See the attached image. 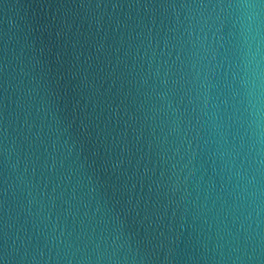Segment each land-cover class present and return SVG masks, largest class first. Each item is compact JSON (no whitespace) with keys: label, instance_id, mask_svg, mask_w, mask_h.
<instances>
[{"label":"water","instance_id":"water-1","mask_svg":"<svg viewBox=\"0 0 264 264\" xmlns=\"http://www.w3.org/2000/svg\"><path fill=\"white\" fill-rule=\"evenodd\" d=\"M0 264H264V0H0Z\"/></svg>","mask_w":264,"mask_h":264}]
</instances>
